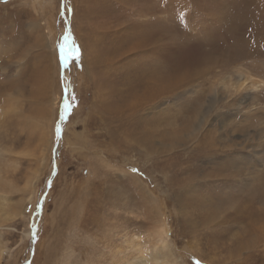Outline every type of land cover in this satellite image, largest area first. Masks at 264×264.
Segmentation results:
<instances>
[{
    "label": "rangeland",
    "instance_id": "rangeland-1",
    "mask_svg": "<svg viewBox=\"0 0 264 264\" xmlns=\"http://www.w3.org/2000/svg\"><path fill=\"white\" fill-rule=\"evenodd\" d=\"M0 264H264V0H0Z\"/></svg>",
    "mask_w": 264,
    "mask_h": 264
},
{
    "label": "water",
    "instance_id": "water-1",
    "mask_svg": "<svg viewBox=\"0 0 264 264\" xmlns=\"http://www.w3.org/2000/svg\"><path fill=\"white\" fill-rule=\"evenodd\" d=\"M59 52H60V56H59V57L62 58V55H61V52H62V51H61V48H60ZM61 66H62V70H63V60H62V59H61Z\"/></svg>",
    "mask_w": 264,
    "mask_h": 264
}]
</instances>
